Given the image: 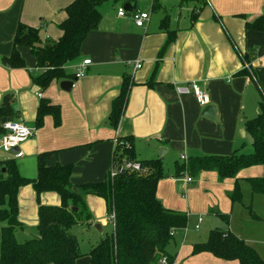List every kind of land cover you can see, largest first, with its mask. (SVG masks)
<instances>
[{
    "label": "crops",
    "instance_id": "obj_1",
    "mask_svg": "<svg viewBox=\"0 0 264 264\" xmlns=\"http://www.w3.org/2000/svg\"><path fill=\"white\" fill-rule=\"evenodd\" d=\"M73 1L0 0V107L11 106L16 112L15 118H4L1 123L20 122L33 131L21 146L23 156L14 159L20 175L35 178L37 156L56 152L47 164L72 165V185L103 181L111 168L114 139L132 138L135 159H159L166 171L156 192L162 206L187 214L186 228L176 231L167 247L168 255L174 256L172 264H179L184 251H192L194 244L191 248L185 246L189 226L197 232L205 220L212 222L218 218L235 234L232 225L235 218L253 222L246 197L249 202H261V198L251 195L248 180L262 178V166L246 168L237 174L241 202L232 204L230 195L235 179H220L215 171L202 172L191 178L189 184L183 183L178 192L177 181L184 176H175L174 163L202 156L244 155L247 135L244 125L253 117L260 92H264V32L247 31L245 23L264 15V0H205L192 26L194 5L190 2H180L178 8L171 10L159 4L164 12L169 11L168 15L160 13V9L152 11V2L142 7L136 0L132 11L149 12L144 28L134 24L130 13L119 17V7L99 11L98 28L85 38L79 57L65 66L66 74L74 76L76 67L90 60L83 77L64 80L74 81L68 92L60 88L63 80L53 81L44 90L33 83L32 77L40 71L27 47H17L24 61L23 69H11L1 63L2 58L11 54L19 22L37 29L41 42L59 39V25L66 18L63 10ZM124 4L123 1L120 7ZM165 16L169 18V31L175 32L171 44L166 43L167 34L160 29ZM136 61L140 63L139 69H135ZM244 69L246 75H237ZM125 78L130 79L131 86L118 127L113 129L108 116ZM150 81L153 84L148 86ZM192 82H197L208 94L209 105L215 109L212 119L202 115L205 107L198 105L192 93L178 91ZM41 99L59 107L58 126L52 115H46L42 125L36 127ZM160 149H165L162 157ZM1 154L0 161L10 159ZM181 156L186 158L185 162ZM28 168L31 170L25 171ZM178 194L180 197H176ZM93 197L86 196L87 207ZM17 198L18 219L24 229H35L38 202L46 206L60 204L59 196L52 192L37 199L30 185L21 187ZM103 204L106 215L104 201ZM218 215L225 216V220ZM199 217L202 221L195 229ZM82 224L94 228L99 225L101 231L95 230L100 239L105 235L103 226L95 224L93 216L90 222ZM24 229L18 233L21 241ZM239 238L248 245L251 241L257 243L243 236ZM200 256L216 262L210 254Z\"/></svg>",
    "mask_w": 264,
    "mask_h": 264
},
{
    "label": "trees",
    "instance_id": "obj_2",
    "mask_svg": "<svg viewBox=\"0 0 264 264\" xmlns=\"http://www.w3.org/2000/svg\"><path fill=\"white\" fill-rule=\"evenodd\" d=\"M104 0H74L63 10L65 20L59 25V39L39 40L38 30L18 23L13 47L9 57L1 63L11 69H23L24 61L17 47H27L36 58V68L40 71L32 77L35 85L46 89L53 81H64L74 76L65 72V66L79 57L82 43L89 33L95 31L101 21L98 7ZM116 1V0H115ZM131 9H135L136 0H123ZM193 0H181L182 3ZM205 0H202L203 6ZM161 7L157 0L152 1V11ZM197 11L191 13V26L197 18ZM160 29L167 34V44L175 39V32L169 31V18L165 16ZM247 31L264 32V15L245 23ZM26 37V40H24ZM246 69L237 75H246ZM153 82L147 85L151 86ZM130 79L125 78L119 95L112 101L108 123L116 129L123 114ZM52 115L55 126L60 124V109L46 99H41L36 113V127L42 125L43 117ZM16 112L11 106L0 107V136L4 134L2 119L15 118ZM245 132L251 137L252 152L249 155L202 156L189 159L186 163H174L177 178H190L202 172L215 171L220 179H235L230 195L232 204L241 202L237 174L246 168L262 166L264 168V92H260L258 114L247 120ZM128 148L116 147L111 154L117 174L105 180L85 183L79 186L71 184L72 165L55 164L47 161L56 152L42 153L37 156V174L35 178L20 175L15 160L0 161V264H77L83 256L79 244L70 230L80 223L92 220L85 198L93 195L105 203L107 218L113 215V230L105 234L86 255L88 264H159L165 258L172 264L174 256L168 255L167 247L173 240L172 233L187 226V214L166 209L156 196L157 187L164 174L161 160L140 161L133 155V139L123 138ZM135 159L141 165L138 173L120 169L123 161ZM2 169L4 172L2 173ZM252 196L264 198V176L249 179ZM30 185L37 199L43 193H55L60 198L58 206H46L38 202L36 236L22 242L17 234L24 229L18 219V191ZM76 209V212L72 210ZM250 210V209H249ZM220 216V215H218ZM225 220V216H220ZM254 219H257L253 215ZM192 254H210L223 262L237 264H264L259 253L244 240L229 230L215 228L209 231L204 242L192 246Z\"/></svg>",
    "mask_w": 264,
    "mask_h": 264
},
{
    "label": "rangeland",
    "instance_id": "obj_3",
    "mask_svg": "<svg viewBox=\"0 0 264 264\" xmlns=\"http://www.w3.org/2000/svg\"><path fill=\"white\" fill-rule=\"evenodd\" d=\"M140 6H146L147 4L151 3L152 0H138ZM159 4H163L166 6L167 10H171L173 8H178L180 5L181 0H157ZM123 0H104L101 5L98 7L99 11L103 13L105 10H116L118 7L122 6ZM187 3V2H186ZM194 5V11H197L200 5L202 4V0H193V2H190ZM148 11V9H147ZM160 13H167L170 15L169 11L164 12V9L159 10ZM149 13V12H147ZM258 114V108H253L252 112V118H255ZM120 140V139H119ZM245 146L242 151L244 155H249L250 151H252V140L251 137L247 134L245 137ZM2 153V152H1ZM2 155V154H1ZM4 155V154H3ZM11 157L10 155H4V158ZM164 168H169L167 165H164ZM31 169H26L25 171L29 172ZM33 170V169H32ZM165 171V170H164ZM166 172V171H165ZM190 185H187V187ZM176 197H180V195H176ZM261 198V202L252 200L249 202V198L246 197L247 206L250 204V211L251 214L255 217L262 218L261 221H257L259 219H254L253 222L246 223L241 219L235 218L233 220V230L235 234L239 236H243L244 238H248V240H256L257 243H253L252 241L249 243L250 246H252L261 256V258L264 259V199ZM94 200L90 207H88L89 211L91 212V215L93 216V219L95 221V224H100L103 226V233L104 234H110L112 232L111 223L106 218V215H104V204L102 199L93 197ZM256 217V218H257ZM212 219V218H211ZM214 220L212 222H208V220H205V223L200 227L199 231L195 232L191 229V226L188 228V233H186L185 242L186 247L191 248V244L204 242L207 239L208 233L210 230L214 228H222L223 230L227 229V226L218 218H213ZM24 234H22V238L30 239L34 236H36V229L27 227L24 229ZM241 232V233H240ZM70 233L75 236L77 239V242L79 244V250L81 254L83 255L79 260L77 264H88V258L87 254L89 251L96 246L100 241V234L95 230L94 225L87 226L82 223L78 224L77 226L73 227L70 230ZM24 236V237H23ZM17 241L22 242V239L18 238V234L16 236ZM183 259L180 260L179 264H236L235 262H221L220 260L215 259L216 262H209L206 258L201 257L200 255H193L191 250H186L183 252ZM214 259V258H213ZM184 262V263H182Z\"/></svg>",
    "mask_w": 264,
    "mask_h": 264
},
{
    "label": "built area",
    "instance_id": "obj_4",
    "mask_svg": "<svg viewBox=\"0 0 264 264\" xmlns=\"http://www.w3.org/2000/svg\"><path fill=\"white\" fill-rule=\"evenodd\" d=\"M153 1V0H152ZM128 12L123 8L119 7L117 10V15L119 17H123ZM134 24L139 28H144L146 23L149 20V13L147 12H140V11H132L130 13ZM90 64V60H84L80 65H78L75 69L74 77L76 80L80 79L84 76L85 67ZM140 68V63L136 61L135 63V69ZM179 92H190L194 96L196 102L200 107H206L210 103V99L208 94L200 87V85L197 82H192L188 85L186 88H179ZM40 95H38L39 97ZM26 128L28 129L27 134H21L20 128ZM2 129L4 131V134L0 136V153L10 155V159L7 158L5 160H11V159H20L23 156V153L21 151V146L33 135V131L26 127L24 124L20 122L15 121H6L2 124ZM120 138H115L113 141V147L111 149V154H114V151L116 147L122 146L124 148L129 147V143L123 142L122 140H119ZM16 149H18V152H14ZM182 161H186V158L184 156L180 157ZM120 169L126 172H132V173H138L141 171V165L138 161L135 159L126 160L123 161ZM117 174V170L113 165H111L110 168V178L115 177ZM184 184H189L192 179L190 177H187L186 175L182 179ZM110 223L113 222L114 217L113 215L111 217L107 218ZM202 219L198 218V225L195 226V229L199 228V223H201ZM171 235H174L172 233ZM159 264H168L165 258H162L159 261Z\"/></svg>",
    "mask_w": 264,
    "mask_h": 264
},
{
    "label": "water",
    "instance_id": "obj_5",
    "mask_svg": "<svg viewBox=\"0 0 264 264\" xmlns=\"http://www.w3.org/2000/svg\"><path fill=\"white\" fill-rule=\"evenodd\" d=\"M123 8L128 12V13H131L132 12V9L130 7V5L128 3L124 4L123 5ZM24 40H26V37H24ZM73 83L74 81H62L60 83V88L61 90L65 91V92H68L71 87L73 86ZM214 107L211 106V105H208L204 108L203 112H202V115L207 117V118H210L212 119L213 116H214ZM165 149H160V152H159V156L162 157V153L165 152L164 151ZM14 152H18V149H16ZM4 172V169H2V173ZM183 184V180H178L177 181V191L180 192L181 188L180 186H182ZM73 212H76L77 210L76 209H73L72 210ZM95 229L98 230V231H101V227L99 225H96L95 226Z\"/></svg>",
    "mask_w": 264,
    "mask_h": 264
},
{
    "label": "clouds",
    "instance_id": "obj_6",
    "mask_svg": "<svg viewBox=\"0 0 264 264\" xmlns=\"http://www.w3.org/2000/svg\"><path fill=\"white\" fill-rule=\"evenodd\" d=\"M20 131H21V134H27L28 129L21 127Z\"/></svg>",
    "mask_w": 264,
    "mask_h": 264
}]
</instances>
